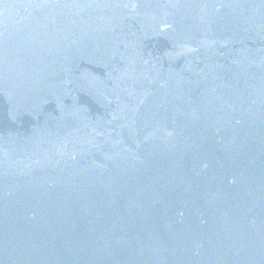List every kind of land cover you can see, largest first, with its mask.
Returning a JSON list of instances; mask_svg holds the SVG:
<instances>
[{
	"label": "water",
	"instance_id": "water-1",
	"mask_svg": "<svg viewBox=\"0 0 264 264\" xmlns=\"http://www.w3.org/2000/svg\"><path fill=\"white\" fill-rule=\"evenodd\" d=\"M0 264H264V0H0Z\"/></svg>",
	"mask_w": 264,
	"mask_h": 264
}]
</instances>
